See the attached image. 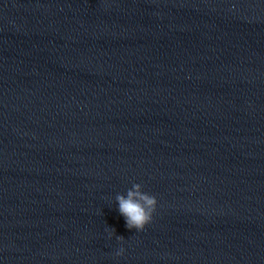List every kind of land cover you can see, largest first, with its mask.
<instances>
[{
  "label": "clouds",
  "instance_id": "obj_1",
  "mask_svg": "<svg viewBox=\"0 0 264 264\" xmlns=\"http://www.w3.org/2000/svg\"><path fill=\"white\" fill-rule=\"evenodd\" d=\"M116 202L120 214L125 218L126 227L143 231L145 226L152 221L153 213L156 210L157 199L154 195L142 191L141 184H133L126 195L117 194ZM114 231V230H113ZM123 240V237H117ZM123 248L117 251L116 255H123Z\"/></svg>",
  "mask_w": 264,
  "mask_h": 264
}]
</instances>
